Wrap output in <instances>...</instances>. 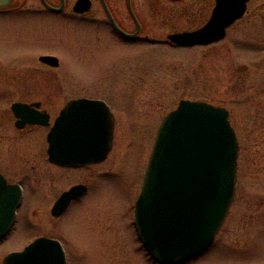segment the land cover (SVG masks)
Listing matches in <instances>:
<instances>
[{"label": "flooded vegetation", "instance_id": "1", "mask_svg": "<svg viewBox=\"0 0 264 264\" xmlns=\"http://www.w3.org/2000/svg\"><path fill=\"white\" fill-rule=\"evenodd\" d=\"M252 1L246 2L242 16L225 28L221 38L207 44L181 45L171 42L168 35L195 31L205 25L216 0H0V178L19 189L21 195L14 220L0 241L12 232L23 214L31 233L14 251L23 250L37 238H48L59 243L69 264L66 252L81 250V246L119 245L111 240L113 235H120L110 232L109 218L92 221L100 233L98 237H109L100 243H80L75 240L76 235L61 233L59 226L71 216L81 214L86 195L94 191V179L107 177L116 169L119 161L109 158L117 125L126 126L132 118L145 123L150 114L143 111L140 97L124 100L110 85H93L81 91L79 82L69 84L64 75L67 60L73 57L75 62L81 60V65L93 55V59L105 62L103 71L139 73L148 69L145 63L150 45H163L190 49L192 55L200 48L206 49L208 56L222 52L227 64L230 60L238 61L240 56L252 58L256 54L255 61L261 63V4ZM50 46L58 49L48 51ZM136 49H141L137 56H128L129 51ZM233 67V72L239 69L235 78L241 93L238 153L242 162L248 160L250 167L258 170L264 166V73H254L251 83H247V64ZM247 85L252 87L248 93ZM78 99L97 101L108 108L113 121L111 146L100 162L60 165L49 159L48 136L65 106ZM227 111L231 123V113ZM153 113L157 123L152 132L155 136L167 113ZM122 134L125 136L127 131ZM138 192L133 200L125 197V215L115 222L116 226L123 223L144 251L134 229Z\"/></svg>", "mask_w": 264, "mask_h": 264}, {"label": "water", "instance_id": "2", "mask_svg": "<svg viewBox=\"0 0 264 264\" xmlns=\"http://www.w3.org/2000/svg\"><path fill=\"white\" fill-rule=\"evenodd\" d=\"M247 1L216 0L205 25L168 38L181 45L217 40L242 16ZM112 130V115L102 103L70 101L48 136L49 159L70 166L100 162L110 149ZM237 154L224 107L183 99L165 116L144 170L134 222L158 264L182 263L212 244L234 198ZM20 197L19 189L0 178V239L14 220ZM2 264H66V259L57 241L41 237L6 255Z\"/></svg>", "mask_w": 264, "mask_h": 264}, {"label": "rangeland", "instance_id": "3", "mask_svg": "<svg viewBox=\"0 0 264 264\" xmlns=\"http://www.w3.org/2000/svg\"><path fill=\"white\" fill-rule=\"evenodd\" d=\"M252 3L261 4L258 19L264 37V0H253ZM37 46L38 50H42L40 45ZM150 46L145 63L148 69H141L139 73L103 71L105 62L93 59V55L88 56L81 65V60L75 62L73 57L67 60L68 68L64 75L69 84L79 82L81 91H87L93 85H110L121 93L124 100L140 97L138 100L141 101L143 111L148 110L150 114L148 122L138 123L132 118L126 126L117 125L114 147L109 158L114 162L119 161L116 169L107 177L97 176L93 182L94 191L86 195L87 199L81 206V214L71 216L59 226L61 233L76 235L75 240L80 243H100L109 237H98L100 233L92 221L99 217L109 218L112 221L110 232L120 235H113L111 240L115 239L119 245L114 248L81 246V250L66 252L69 264H154L128 228L123 223L116 226L115 222V219L119 221L125 215V197L133 200L140 188L153 143L152 132L157 126L153 120V112L158 115L161 112L168 113L181 98L204 99L223 105L231 113V125L239 145L238 102L241 93L235 78L239 75V69L236 68L233 72V64H247V83H251L254 73H264V62H256L255 54L252 58L240 56V62L230 60L227 64L222 52L208 56L206 49L200 48L196 49V55L193 52L195 57L192 58L190 49ZM57 49L50 46L47 50L54 52ZM137 50L141 51L131 50L128 56H137L140 53ZM260 50L258 56L264 55V43ZM251 88V85H247L246 92ZM124 130L127 131L125 136L122 134ZM149 131L151 134H146ZM247 141L252 142L250 139ZM249 164L248 160L242 162L238 153L235 193L228 213L213 243L183 264H264V166L254 170ZM27 223V219L21 214L12 232L0 241V260L15 252L26 235L31 233Z\"/></svg>", "mask_w": 264, "mask_h": 264}]
</instances>
